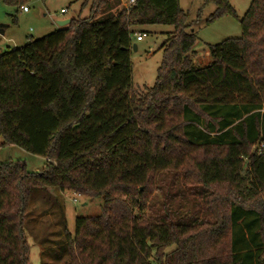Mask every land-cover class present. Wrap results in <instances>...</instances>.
<instances>
[{
  "label": "trees",
  "instance_id": "16d2710c",
  "mask_svg": "<svg viewBox=\"0 0 264 264\" xmlns=\"http://www.w3.org/2000/svg\"><path fill=\"white\" fill-rule=\"evenodd\" d=\"M121 4L93 0L89 18L0 54L2 145L46 158L38 172L0 164V264H30L28 236L40 264H264V0H251L239 39L208 47L204 68L192 63L197 37L179 0ZM208 5L198 25L235 16L228 0ZM135 25L174 28L154 85L139 92ZM190 159L197 184L228 193L201 196L203 210L191 191L151 197L156 175ZM34 190L45 194L35 227L50 215L54 231L38 235L30 224ZM66 191L102 201L98 216L75 218L73 234Z\"/></svg>",
  "mask_w": 264,
  "mask_h": 264
},
{
  "label": "rangeland",
  "instance_id": "374dc122",
  "mask_svg": "<svg viewBox=\"0 0 264 264\" xmlns=\"http://www.w3.org/2000/svg\"><path fill=\"white\" fill-rule=\"evenodd\" d=\"M92 1L26 0L22 6H14L7 5L0 0V30L4 32L3 35H0V54L13 48H19L31 39L37 40L53 33L59 29L57 22L68 19L89 18ZM228 1L235 11V16L225 14L214 19L211 23L204 24L202 22L198 25V22L208 17L214 10V6H204V0H179L180 9L188 15L186 25L193 26L196 33L197 39L192 48V63L196 68H204L210 64L209 46L219 44L226 39H239L241 37L240 21L248 10L251 0ZM121 3L117 11L125 8L128 5V0H121ZM64 10L66 13H62ZM131 31V82L133 90L139 92L143 88H151L154 85L157 70L165 58L161 46L166 40L167 35L174 32V28L164 25H135L131 28ZM138 35L141 36L140 39L137 38ZM199 154L202 157H209L211 155L210 153ZM9 161L23 163L29 172H35V169L46 165V158L34 156L15 146L2 145V137L0 136V164ZM192 163L195 162L190 159L185 161L184 164H179L177 171L163 172L156 175V190L152 191L151 197L158 201V203H161L162 198L167 194L176 197L180 201L179 197L185 195L182 192L191 191L190 193L193 195L192 199L196 201L195 205L203 210L205 204L201 196H205L209 203H213L212 201L215 196H218V193L221 196L228 193L226 185L214 186L207 189L201 184H197L193 176L191 177L193 173ZM44 198L45 194L42 191L34 190L30 194L29 199L30 203H32L30 207L36 205L37 208L36 211L34 209L29 210V213L32 214L29 220L38 235H41L42 232L49 233L51 230L54 231L55 225V217L49 215V218L42 220V225L36 226L37 228L35 227L37 217L41 214L42 210L40 201H44ZM61 199L65 208L66 227L71 234L75 231V218L77 216L95 217L100 213L101 199H90L81 195L77 196L71 192L63 193ZM190 200L191 198L181 202V204L184 203V206H181V212H183L184 208L190 207ZM56 223L58 224L57 220ZM58 228L57 226L56 231L59 230ZM53 240H58V238L51 237L48 243ZM26 241L29 246L30 264H40L37 240L35 241L32 236H28ZM48 245L50 246V244Z\"/></svg>",
  "mask_w": 264,
  "mask_h": 264
},
{
  "label": "water",
  "instance_id": "95a60500",
  "mask_svg": "<svg viewBox=\"0 0 264 264\" xmlns=\"http://www.w3.org/2000/svg\"><path fill=\"white\" fill-rule=\"evenodd\" d=\"M69 24H70V20L69 19L61 21V22H57V25L59 26V28L67 27ZM0 35H3V31L2 30H0Z\"/></svg>",
  "mask_w": 264,
  "mask_h": 264
},
{
  "label": "built area",
  "instance_id": "2783aa9c",
  "mask_svg": "<svg viewBox=\"0 0 264 264\" xmlns=\"http://www.w3.org/2000/svg\"><path fill=\"white\" fill-rule=\"evenodd\" d=\"M135 1H136V0H128V5H126L125 9H128L129 7L133 6V4L135 3ZM62 13H66V11L64 10V11H62ZM137 38L140 39L141 36L138 35ZM261 147H263V146L261 145ZM74 202H75V201H74Z\"/></svg>",
  "mask_w": 264,
  "mask_h": 264
},
{
  "label": "crops",
  "instance_id": "0c3cea01",
  "mask_svg": "<svg viewBox=\"0 0 264 264\" xmlns=\"http://www.w3.org/2000/svg\"><path fill=\"white\" fill-rule=\"evenodd\" d=\"M4 33V32H3ZM44 168V166L43 167H41V168H39V169H35L34 171L35 172H38V171H40V170H42ZM69 191H66L65 193H68ZM71 193H73V192H71ZM75 194V193H74ZM77 196H78V194H76ZM80 196V195H79ZM38 252H39V250H38Z\"/></svg>",
  "mask_w": 264,
  "mask_h": 264
}]
</instances>
